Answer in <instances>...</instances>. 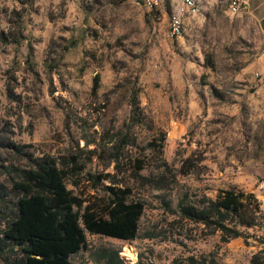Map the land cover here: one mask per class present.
I'll return each mask as SVG.
<instances>
[{
    "label": "rangeland",
    "instance_id": "1",
    "mask_svg": "<svg viewBox=\"0 0 264 264\" xmlns=\"http://www.w3.org/2000/svg\"><path fill=\"white\" fill-rule=\"evenodd\" d=\"M174 4L0 0V183L6 166L51 156L85 204L101 209L113 187L144 206L135 240L86 232L72 264H98L105 248L124 264H252L254 255L264 264V228L223 243L179 208L236 186L257 196L264 217L263 36L231 0H216L172 37ZM13 207H0V230Z\"/></svg>",
    "mask_w": 264,
    "mask_h": 264
},
{
    "label": "trees",
    "instance_id": "2",
    "mask_svg": "<svg viewBox=\"0 0 264 264\" xmlns=\"http://www.w3.org/2000/svg\"><path fill=\"white\" fill-rule=\"evenodd\" d=\"M100 87L99 76L95 77L93 90ZM132 121L141 122L138 95H131ZM165 134L159 148L163 149ZM156 142L150 145L156 147ZM19 153L20 148L9 144ZM27 165L6 166L10 178L0 183V207L13 204L12 216L4 217V228L0 230V257L5 264H72L70 258L87 247L86 232L123 241L137 238L138 223L143 214L142 203L130 200L129 188L109 189L105 205L95 208L85 204L68 189L66 170L51 156L27 157ZM139 171L144 169L138 162ZM12 196L14 201L7 199ZM182 218L202 224L211 233L220 232L221 241L228 243L237 238H249L248 230L264 228L261 203L252 192L232 186L220 189L215 198L205 197L191 204L182 199ZM83 225V226H82ZM261 243L264 244V236ZM98 264H124L119 252L100 250ZM189 264H198L189 258ZM252 264H261L258 255ZM204 264V263H201Z\"/></svg>",
    "mask_w": 264,
    "mask_h": 264
},
{
    "label": "built area",
    "instance_id": "3",
    "mask_svg": "<svg viewBox=\"0 0 264 264\" xmlns=\"http://www.w3.org/2000/svg\"><path fill=\"white\" fill-rule=\"evenodd\" d=\"M138 6L149 9L158 8L164 0H134ZM247 0H231V12L234 14L245 12ZM198 0H181L174 6L169 15V32L172 37H179L186 25L187 20L195 18L200 13Z\"/></svg>",
    "mask_w": 264,
    "mask_h": 264
},
{
    "label": "crops",
    "instance_id": "4",
    "mask_svg": "<svg viewBox=\"0 0 264 264\" xmlns=\"http://www.w3.org/2000/svg\"><path fill=\"white\" fill-rule=\"evenodd\" d=\"M175 1L174 6L180 3L181 0H173ZM216 0H198L201 3L202 10L206 8L205 5L214 4ZM245 12L256 21L260 32L263 36L264 43V0H247L246 10ZM264 59V54L262 55Z\"/></svg>",
    "mask_w": 264,
    "mask_h": 264
},
{
    "label": "bare ground",
    "instance_id": "5",
    "mask_svg": "<svg viewBox=\"0 0 264 264\" xmlns=\"http://www.w3.org/2000/svg\"><path fill=\"white\" fill-rule=\"evenodd\" d=\"M128 253H129V256H130L133 260H135V254L133 253V251H128Z\"/></svg>",
    "mask_w": 264,
    "mask_h": 264
}]
</instances>
